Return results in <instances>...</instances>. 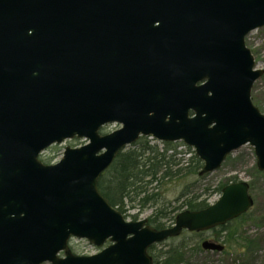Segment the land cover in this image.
Here are the masks:
<instances>
[{
  "label": "water",
  "instance_id": "obj_1",
  "mask_svg": "<svg viewBox=\"0 0 264 264\" xmlns=\"http://www.w3.org/2000/svg\"><path fill=\"white\" fill-rule=\"evenodd\" d=\"M263 26L264 0H0V264H152L151 245L247 211L239 180L156 229L126 219L97 181L140 136L191 147L199 175L249 144L263 171L251 89L264 70L245 44ZM73 138L87 141L39 159ZM71 238L100 249L74 254Z\"/></svg>",
  "mask_w": 264,
  "mask_h": 264
},
{
  "label": "trees",
  "instance_id": "obj_2",
  "mask_svg": "<svg viewBox=\"0 0 264 264\" xmlns=\"http://www.w3.org/2000/svg\"><path fill=\"white\" fill-rule=\"evenodd\" d=\"M180 146H184L183 143L157 142L151 138L140 137L135 143L120 150L112 163L99 176L97 181L99 193L125 217L130 216L133 220L140 212L150 209L151 212L146 217L147 223L156 229L166 227L168 221L173 222L181 208L198 210L206 207L208 205L204 198L206 194L191 192L188 184L184 185L174 203L164 198L163 183L184 180L188 176H202L199 175L202 166L199 158L188 146L185 147L187 149L185 156L179 150ZM51 161V157L43 160L44 163ZM234 181H236L234 176L225 177L214 191L220 193L224 185ZM131 209L136 211L128 213L127 211ZM227 224L217 226L225 231L224 234H219L217 227L210 229L215 232L214 240L220 241L222 237L223 242H228L230 247L250 250L255 239L238 237L237 231L226 228ZM186 246H188L187 242H180L166 250L155 251V245H152L148 248V252L153 258V264H186L184 252ZM195 249H200L199 241L196 242Z\"/></svg>",
  "mask_w": 264,
  "mask_h": 264
},
{
  "label": "rangeland",
  "instance_id": "obj_3",
  "mask_svg": "<svg viewBox=\"0 0 264 264\" xmlns=\"http://www.w3.org/2000/svg\"><path fill=\"white\" fill-rule=\"evenodd\" d=\"M245 42L254 55L256 67L264 69V27L250 31ZM251 99L253 103L264 113V73L258 78L251 90ZM119 127V124L112 123L102 128V133L110 132ZM85 143V140L75 139L66 140L61 145L50 146L40 157L41 160H46L51 157L52 162L58 161L63 149L66 145L76 146ZM180 146L185 156H187L185 148ZM234 176L236 180H244L249 184V193L253 199L252 207L246 214L228 222L226 228L237 231V236L242 239H255V243L249 250L247 248L230 247L229 243L223 242L221 237L219 242L224 245L222 251H209L195 249L196 242L207 238H213L215 232L208 230L205 232H188L184 230L178 237L167 239L161 243L155 244V251L166 250L170 246L177 245L180 242H187L188 246L184 248L186 264H264V170L259 171L256 167V158L253 148L249 145H243L236 150H233L223 161L221 166L210 173L204 174L200 177L188 176L184 180H172L162 184V193L164 198L174 203L175 198L180 194L185 184L190 186L193 193L206 194L207 203L211 204L217 200L219 193L214 189L221 180L225 177ZM181 208L179 211H181ZM136 209L127 211L134 213ZM151 210L147 209L140 212L136 219H143L150 214ZM128 220H133L130 216L126 217ZM172 222H166V226ZM219 234H224V230L217 227ZM69 246L73 253L77 255H91L97 252L98 248L88 243L85 239L72 238L69 240ZM154 253V252H153ZM42 264H50L44 262Z\"/></svg>",
  "mask_w": 264,
  "mask_h": 264
},
{
  "label": "flooded vegetation",
  "instance_id": "obj_4",
  "mask_svg": "<svg viewBox=\"0 0 264 264\" xmlns=\"http://www.w3.org/2000/svg\"><path fill=\"white\" fill-rule=\"evenodd\" d=\"M207 239H209V240H214V238H207Z\"/></svg>",
  "mask_w": 264,
  "mask_h": 264
}]
</instances>
